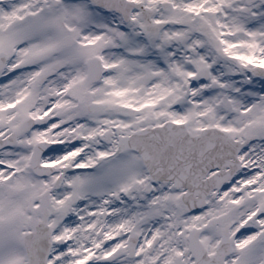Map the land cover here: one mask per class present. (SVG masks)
Instances as JSON below:
<instances>
[{
  "label": "snow or ice",
  "instance_id": "6c2138e0",
  "mask_svg": "<svg viewBox=\"0 0 264 264\" xmlns=\"http://www.w3.org/2000/svg\"><path fill=\"white\" fill-rule=\"evenodd\" d=\"M0 264H264V0H0Z\"/></svg>",
  "mask_w": 264,
  "mask_h": 264
}]
</instances>
